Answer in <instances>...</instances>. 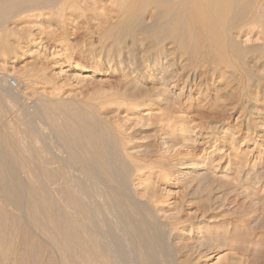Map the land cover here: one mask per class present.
Masks as SVG:
<instances>
[{"label": "bare ground", "instance_id": "6f19581e", "mask_svg": "<svg viewBox=\"0 0 264 264\" xmlns=\"http://www.w3.org/2000/svg\"><path fill=\"white\" fill-rule=\"evenodd\" d=\"M7 2L14 4H9L13 9L16 6L14 11L10 12L9 6L7 10ZM64 2L0 0V27L6 26L11 17L54 8ZM111 11L112 16L110 12L109 17L105 13L103 19L97 18L94 31L87 29L89 41H85L82 51H77L70 62L79 72L87 73L86 77L109 75L113 90L103 101L151 111L167 110L168 114L164 111L158 118L162 122L170 115L171 103L182 95L186 98L185 101L182 98V103H186L196 90L202 92L206 84L217 100L237 98L249 108L251 115L255 114L246 119L251 123L247 131L260 136L263 139L260 146H264V0H119ZM190 56L194 63L188 64L186 59L191 60ZM27 86L24 90L29 89ZM174 88H180L179 92ZM3 90L0 93V195L10 198L16 207L28 206L38 216L46 217L56 232V218L48 206H63V201L75 206L82 212L87 228L82 231L84 264L91 257L94 258L91 264H130L133 260L137 264H198L226 247L241 249L236 236L229 234L224 222L220 223L228 214L222 206H183L195 210L194 215H188V221L182 214L167 216L166 221L154 218L159 212V206H155L158 194L145 186L152 171L166 169L168 176L178 180L183 174H197L196 169L207 170V167L188 158L163 164L165 158L159 146L154 154L133 152L132 138L127 133L130 127L125 129L118 119L106 120L96 107L90 108L91 102L88 109L82 103L85 108L77 111L73 102L40 96L33 112L29 110L30 101L8 114L6 100L14 94L5 87ZM38 120L50 126L49 133L41 131ZM175 124H168L167 128L173 129ZM167 128L162 126L159 130L164 133ZM224 132L227 133L226 128L223 135L219 134L220 138L227 137ZM49 134L58 141V151L51 144L53 139ZM208 135H213L212 130ZM228 136L232 140L234 134ZM37 141L43 143L44 151L35 148ZM203 150V154L208 153L207 149ZM175 152L178 156L181 153L178 149ZM53 160L58 163L57 168L51 166ZM255 165H250L243 180L244 176H237L242 164H237L233 176L244 182L254 176L258 181L260 169ZM173 167L177 171H172ZM187 168V172L181 171ZM28 172L32 175L26 176ZM193 180L185 181V188H192ZM56 181L60 182L57 190L53 187ZM55 191L60 198H54ZM141 194L147 200L141 199ZM187 202L190 205L194 201ZM59 235L53 239L57 248L63 243ZM107 238L110 244L105 242Z\"/></svg>", "mask_w": 264, "mask_h": 264}, {"label": "rangeland", "instance_id": "374dc122", "mask_svg": "<svg viewBox=\"0 0 264 264\" xmlns=\"http://www.w3.org/2000/svg\"><path fill=\"white\" fill-rule=\"evenodd\" d=\"M97 1H101V3H97ZM97 1L66 0L64 5H62L63 3L55 5V9L53 7L41 8L25 12L24 15L23 13L19 14L15 16L16 18L11 17L7 21V25L5 24L6 26L0 27V93L4 92L5 87V89L12 90L14 94L7 98L5 110L8 108L7 112L11 114L31 101L32 109L29 110L33 112L34 104L40 96H47V98L50 96V100L73 102L77 111L82 110L86 105L88 109L93 104L90 108L96 107L99 114L106 120L118 119L125 129L130 127L127 133L132 138L130 145L133 147V152L154 154L159 146L165 158L163 164L170 160L178 162L184 158L194 159L195 162L207 167L211 173L208 169L200 168L194 171L197 174L179 176L178 181L172 175L168 176L165 172L166 169L160 168L157 172L156 170L152 171V177L145 182V186L148 189H153L155 195L158 194L155 197L157 199L155 206H159V212H156L154 218L166 221L169 218L167 216L179 217L182 214L183 219L188 221L187 219L195 214V210L183 206H222L221 209L227 211L228 214L224 217L226 220L221 219L220 223L224 222L223 225L228 228L229 234L231 232L230 235L236 236L235 240L240 244L241 249L226 247L214 253L206 262L198 264H229V262L232 264H264V146H260L263 142L260 136L247 131V127L251 123L246 121L248 118H253L255 114L251 115L249 108L247 109L242 102H238L237 98L229 97L224 101L217 100L210 86L205 87L206 84L203 85L202 92L198 93L196 90L192 99L186 103H182L184 95L177 99L175 104L171 103L173 104L172 108L168 109L170 115H167L162 122H159L158 118L164 111L168 114L167 110L137 109L120 102L114 103L115 106L109 101H103L113 90L109 75L100 74L89 78L86 77L87 73L79 72L70 64L77 56L76 53L82 51V47L84 48L89 41L86 33L92 28L91 31L97 28V18L101 20L110 12V16H112L114 12L111 11V8H114L119 0ZM6 4H8L7 8L12 3L7 2ZM14 7L16 8V6ZM103 7L110 11L104 10ZM11 9L14 11L12 6L10 12ZM5 27L9 31L5 32ZM190 58L191 60L186 59L188 60L186 63H194V58L191 56ZM28 81L30 82L28 83ZM26 84L28 90H24ZM42 89L46 92L45 95H43L44 92L41 93ZM173 90L177 93L180 88ZM183 99V101L186 100V98ZM179 102L182 105H179ZM98 104L99 106H97ZM127 107L128 109H126ZM173 115L175 121L172 119ZM36 123L42 132L49 133L50 126L45 122L38 120ZM173 123H176L174 125L176 128L168 129L167 125ZM162 126L167 128L164 133L159 130ZM225 128L227 133H224L227 139L220 138ZM211 130L213 135L209 137L208 134ZM230 133L234 134L232 140L228 139ZM49 136L53 139L51 144L53 143L58 151V141L51 134ZM36 145L35 148L44 149L43 143L37 141ZM217 148L218 150H216ZM177 149L181 152L179 156L175 152ZM203 149H207L208 153L203 154ZM50 159L49 157L48 160L50 161ZM53 162L56 163L54 160ZM54 163L51 166L55 165L57 168L58 163ZM253 163L256 164V168L260 169L261 180L257 181L254 176H251L245 182L240 181L239 179L243 176V180L245 179L246 172L250 170V165L252 166ZM237 164H242L237 174V176L240 175V178L236 175L233 176L234 167ZM176 167H173L172 171H177L178 167ZM187 170L189 169L181 171L187 172ZM30 174L32 175L31 172ZM30 174L28 172L26 176ZM176 175L177 172L174 176ZM191 177L194 179L192 188H185V181L192 179ZM252 178L258 183H254ZM252 180L253 182H251ZM56 182L53 183V187L59 189L60 182ZM191 192L194 193L191 194ZM59 196L58 191H55L54 198L58 199L61 197ZM139 196L141 199L147 200L143 194ZM190 199L194 202L189 205L187 201ZM48 207L52 209L56 218L57 232L51 227L46 217L38 216L35 211H32V208L28 209V206L25 208L16 207L10 198L0 195V264H84L82 261V231L87 228L86 222L82 219V212L75 206L66 204V201H63V206ZM57 234H60L59 237L63 240L61 248L53 245V239ZM109 241L108 238L105 239L107 244H110ZM93 260L94 258L91 257L89 262L87 261L88 264H91ZM132 263L137 264V260L130 262V264Z\"/></svg>", "mask_w": 264, "mask_h": 264}]
</instances>
